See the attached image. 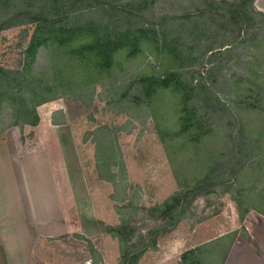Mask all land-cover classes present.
Wrapping results in <instances>:
<instances>
[{
	"label": "rangeland",
	"instance_id": "1",
	"mask_svg": "<svg viewBox=\"0 0 264 264\" xmlns=\"http://www.w3.org/2000/svg\"><path fill=\"white\" fill-rule=\"evenodd\" d=\"M140 1L131 5L142 11L130 20L137 40L118 44L110 69L98 53L68 52L90 42L91 32L58 47L42 40L35 23L1 31L0 136L31 119L8 90L15 77L29 107L61 108L56 119L71 124L87 183L106 186L100 214L121 258L145 244L143 264H180L181 250L165 256V231L179 217L177 237L221 225L210 239L232 232L239 210L264 203V19L250 0ZM200 131L207 133L196 143ZM209 169L218 180L231 170L237 179L173 214L169 199ZM238 233L245 236L243 228ZM230 240L204 244L193 264H223ZM89 253L98 258L92 246Z\"/></svg>",
	"mask_w": 264,
	"mask_h": 264
},
{
	"label": "crops",
	"instance_id": "2",
	"mask_svg": "<svg viewBox=\"0 0 264 264\" xmlns=\"http://www.w3.org/2000/svg\"><path fill=\"white\" fill-rule=\"evenodd\" d=\"M253 7L264 14V0H254ZM61 110L39 106L37 125L10 128L0 136V264L121 262L116 238L105 234L111 223L99 209L108 205L106 186L87 183L74 130L66 119H56ZM182 225L167 235L166 257L180 250L181 257L231 233L206 239L220 230L221 225H216L196 238L191 234L177 237ZM234 228L232 232L243 228L245 236L237 234L223 264H264V216L248 210L242 221L236 218ZM89 246L97 259L90 255Z\"/></svg>",
	"mask_w": 264,
	"mask_h": 264
},
{
	"label": "trees",
	"instance_id": "3",
	"mask_svg": "<svg viewBox=\"0 0 264 264\" xmlns=\"http://www.w3.org/2000/svg\"><path fill=\"white\" fill-rule=\"evenodd\" d=\"M83 1L86 0H0V32L22 24L35 23L36 33H41V35L45 36L42 40L53 42L58 47H67L79 35L91 32L93 34L90 42L80 45L77 48H70L68 52L81 55L82 57H89V55L94 56L98 53L103 61L102 67L110 69L113 63V55L118 44L121 42L131 44L132 41L137 40L138 32L132 31L130 20L134 19L136 14L142 11L140 8H132L131 5L139 6L141 1L126 0L125 4L119 5L121 0H89L93 5H87L84 9L80 7ZM151 1L153 2L154 0ZM250 1L253 5L254 0ZM252 8L254 9V7ZM83 10L85 12L82 13ZM257 13L264 19V14L261 12ZM84 17H87L89 20H81ZM70 19L80 22L72 26L71 29L62 30V25L67 23ZM99 34L101 37H99ZM37 37L38 35L33 37L30 50H35ZM178 75L179 74H177V76ZM173 76H175V74L171 73V77L174 79ZM17 80L18 78L15 77L9 80L10 88L8 90L13 98L19 100L18 103L22 106L21 115L31 118L25 121L24 124L35 126L38 123L35 105L29 107L28 99L20 94V90L17 87H13L12 84L15 83L14 85H16L18 83ZM177 85L184 88V86L179 83ZM177 85H175V87L179 88ZM2 95L0 92V99ZM260 101L261 103L264 102V96L261 97ZM206 133L205 131H200L193 141L197 143V140H200ZM204 160L207 163L210 162L209 158H204ZM214 172L213 169H209L200 181L194 182V184L191 185H185L183 192L169 199V201H171V208L174 210L173 214L181 215L183 213L182 205L184 202L190 205L199 196L210 193L215 194L216 188L223 185L227 179H237L236 172L233 170L220 180H218L220 175L215 177ZM251 210L264 216V203H260L258 207L251 208ZM247 211L239 210L238 214L241 221ZM182 220L183 219L179 217L165 233H171L175 229V226ZM236 233L237 231H234L223 237L226 238L231 235L226 254L237 236ZM205 245L184 252L180 257L181 264L195 263L198 258V253L204 249ZM153 246H156L155 241L153 242ZM149 249V246L141 244L132 252L124 250L120 263L138 264L139 260Z\"/></svg>",
	"mask_w": 264,
	"mask_h": 264
}]
</instances>
